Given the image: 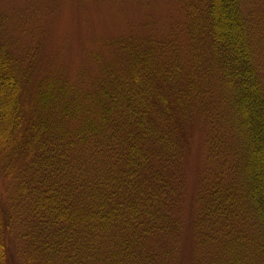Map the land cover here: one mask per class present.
Returning <instances> with one entry per match:
<instances>
[{
    "label": "trees",
    "instance_id": "1",
    "mask_svg": "<svg viewBox=\"0 0 264 264\" xmlns=\"http://www.w3.org/2000/svg\"><path fill=\"white\" fill-rule=\"evenodd\" d=\"M198 1L185 0L187 45L176 31L123 40L121 70L104 66L89 89L53 79L28 93V71L0 42V264L164 262L194 121L210 127L196 264H264L253 33L241 0Z\"/></svg>",
    "mask_w": 264,
    "mask_h": 264
},
{
    "label": "rangeland",
    "instance_id": "2",
    "mask_svg": "<svg viewBox=\"0 0 264 264\" xmlns=\"http://www.w3.org/2000/svg\"><path fill=\"white\" fill-rule=\"evenodd\" d=\"M241 2L264 81V0ZM185 3V0H0V42L10 47L18 63L28 71V93L39 82L53 79L89 89L104 66H113L115 72L121 70L125 55L118 50V44L123 40L172 41L176 40L171 37L176 31L181 43L187 45L185 31L181 29L187 19ZM188 131L183 164L176 171L183 182L181 211L175 213L178 231L163 241L167 259L161 264H196L199 259L198 196L202 177L209 167L210 127L194 121L188 125ZM19 260H23L21 250Z\"/></svg>",
    "mask_w": 264,
    "mask_h": 264
}]
</instances>
